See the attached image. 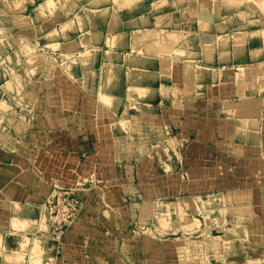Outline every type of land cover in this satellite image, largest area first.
<instances>
[{"label": "crops", "instance_id": "obj_1", "mask_svg": "<svg viewBox=\"0 0 264 264\" xmlns=\"http://www.w3.org/2000/svg\"><path fill=\"white\" fill-rule=\"evenodd\" d=\"M116 1L119 7L115 0H0V32L11 31L31 46L41 43L61 63L75 60L76 77L90 78L85 72L96 71L97 64L100 72L106 63L117 68L107 90L113 107L104 106L111 113L109 127L120 121L115 126L137 130L119 131L125 150L118 153L121 172L128 179L135 170L136 184L123 186L119 200H95L94 189L81 190L83 209L59 252L66 258L55 264H264L243 262L239 242L255 243L258 235L255 244L264 246V9L252 0L231 6L222 0ZM241 8L245 19L235 14ZM137 31L176 32L179 38L168 53L154 52L150 43L157 37L133 44ZM237 32L243 37L239 44ZM206 46H212L208 55ZM85 52L93 56L88 65L83 62L90 59L80 56ZM133 83L144 93L129 99ZM75 142L61 160L77 179L78 162L68 163L79 161ZM16 159L0 149V244L8 252L26 242L18 252L22 264H30L35 227L15 229L13 208L18 205L20 222L36 224L52 188L45 181L37 192L25 171L21 180ZM179 196L188 197L182 207L189 204L194 214L196 202L216 198L204 209L211 211L208 224L235 242L229 254L214 252L203 217L194 228L199 230L189 233L127 231L145 206ZM181 201L167 204L169 215L178 216L172 206ZM46 250L52 259L59 255ZM0 264H6L2 255Z\"/></svg>", "mask_w": 264, "mask_h": 264}, {"label": "rangeland", "instance_id": "obj_2", "mask_svg": "<svg viewBox=\"0 0 264 264\" xmlns=\"http://www.w3.org/2000/svg\"><path fill=\"white\" fill-rule=\"evenodd\" d=\"M133 1L137 0H131V2ZM230 1L224 0L223 2L230 6L244 2V0H234L235 2L232 0L233 3L231 2V4ZM252 1L257 7L264 9V0ZM124 2H130V0ZM115 3L117 6L119 5L116 0ZM149 4L150 1H147L145 6H149ZM242 11V8L238 9L235 14L239 13L240 17L245 19L246 17ZM3 22L9 27L10 23L8 21L3 20ZM21 22L22 20L18 23ZM238 32L234 36L237 44L241 43L243 39L242 34ZM178 35L179 33L166 31L160 33L137 31L133 33L132 40L133 44H136L137 41L157 37V42L150 43V49L154 52L168 53L169 47L178 40ZM108 43L112 45L113 42L109 40ZM220 43H225V39L221 40ZM33 44L31 46L29 43H24L23 37L21 38L11 31L0 32V149L6 153L12 152L17 157V165L22 169L21 175L24 174L23 171L27 173L26 177L34 185H37V192L41 191L40 188L46 181L52 188L49 196L55 188H63L64 190L72 189L78 196L83 193H81V190L94 189L95 192L90 191L91 193H89L93 196V199L99 201L123 198V186L128 184L131 188L133 184H136V177L133 173L135 170H130L131 174L128 175V179L125 177L124 171L121 172L118 153H120V148L125 150V146L121 147L119 131L127 127H129L128 131H132L133 127L130 124L129 126H125V124L119 125L120 127L115 126L120 121H116L114 126L109 127L111 113L104 109L105 105L103 103L107 100V90L111 82L117 76V68L113 65V67L110 66L111 63H106L102 66L100 72V65L97 64L96 71L89 69L90 71L85 72L90 74V78L87 75L79 78L73 75L71 70L76 63L75 60L66 61L63 59L64 61L61 63L55 56H50L41 47V43L34 42ZM204 51L210 54L212 46H206ZM176 52L179 53L178 50ZM86 53L83 54L86 55ZM88 53L92 60V53ZM91 60L83 62L84 65H88ZM109 76L111 77L110 80H108ZM102 86H104L103 89H101ZM132 87L131 84L128 97L132 94L133 96L130 99H133L136 94L134 90L131 93ZM103 90L106 93L105 96L100 93ZM140 91H137V94L142 93ZM106 105L110 107L113 106V103H106ZM133 105L137 106L135 103ZM135 130L134 128L133 131ZM110 138H114V140L111 139L113 141L111 146ZM74 141H76V145L78 142L81 147L80 153L77 154L79 161L70 158L68 163L75 165L78 162L80 172L77 179L72 176L71 171L65 166L66 161L61 160L63 155L72 152L68 148L71 147V142ZM133 146H136L135 143L130 144L128 149H134ZM114 151L116 153L115 158ZM134 163L133 161L132 164ZM24 177L25 175H22L21 180ZM49 180L51 181L48 182ZM187 198L185 196L173 197L172 199L162 198L155 201L154 204L145 206L141 213L137 214L141 218H136L133 223L128 224L127 231H136L145 235L159 233L168 236L167 233H175L178 228H181L183 233H189L190 231L199 230V228L196 230L194 228L195 226L200 227L198 220L203 217L207 221V223L204 222L207 231L211 233L209 237L213 242L214 252L222 251L223 254L225 252L229 254L235 242L230 239L227 232L224 234L218 233L219 230L214 225L208 224V219H211V211L205 213L207 209L196 207L194 214L193 209L189 206H186L187 208L182 207V201L187 200ZM177 200H182L181 203L177 204V206L179 205V211L177 210L175 214L178 216L169 215L167 204L176 203ZM18 222H20L19 219L12 224L15 229L29 227V225L35 227L31 236L34 239L32 244L35 250L32 248L34 254H31V256L34 255L32 256L34 259L30 258V264H55L57 261L61 263L66 258L61 253L52 259L51 257L54 254L46 250V248L51 249L52 247L51 242L39 236L43 234L42 231H47L44 216L36 224L32 221L26 222L30 224H23L22 221L17 224ZM219 235L223 237H218ZM258 238V235H256L255 243H257ZM84 241L86 244L87 241ZM239 242L241 250L244 251L240 254L243 262L264 259V246L258 247L251 239L248 241L242 239ZM202 246V244L198 245L201 249ZM248 247H250L249 250ZM1 249L0 244V255H2L4 263H23L21 259L18 261L8 260L10 257H7L6 252ZM36 254H39V256ZM35 256L38 257V260ZM81 258L87 260L88 257L83 256Z\"/></svg>", "mask_w": 264, "mask_h": 264}, {"label": "built area", "instance_id": "obj_3", "mask_svg": "<svg viewBox=\"0 0 264 264\" xmlns=\"http://www.w3.org/2000/svg\"><path fill=\"white\" fill-rule=\"evenodd\" d=\"M82 209L81 198L72 189L63 188H55L39 205V219L44 216L47 225V231H43L41 237L51 242L55 254H59L66 231L77 221Z\"/></svg>", "mask_w": 264, "mask_h": 264}, {"label": "bare ground", "instance_id": "obj_4", "mask_svg": "<svg viewBox=\"0 0 264 264\" xmlns=\"http://www.w3.org/2000/svg\"><path fill=\"white\" fill-rule=\"evenodd\" d=\"M223 1H224V0H223ZM225 1H226V0H225ZM229 1H230V0H229ZM229 1L227 0V2H229ZM233 1H234V0H233ZM233 1L231 0L230 3H231V2L233 3ZM234 2H235V1H234ZM232 3H231V4H232ZM161 37H162V36H161ZM239 38H241V37H239ZM162 39L164 40V38H162ZM165 39L168 40V38H166V37H165ZM167 40H166V41H167ZM169 41L171 42V40H169ZM109 44H111V43H109ZM209 49H210V48H209ZM209 49H208V51H209ZM206 50H207V48L205 49V51H206ZM205 53H206V52H205ZM209 53H210V52H209ZM206 54H208V53H206ZM81 58H82L83 60H88V59L91 60V58H90L88 52L86 53V55H85V54L81 55ZM110 66H112V64H110ZM110 66H108V67L110 68ZM112 67H113V66H112ZM112 67H111V68H112ZM112 69H113V68H112ZM107 70L109 71V69H107ZM256 72H257V71H256ZM110 78H111V77L109 76V77H108V80H110ZM263 78H264V76H263ZM238 83H239V82H238ZM108 84H109V83H108ZM108 84H107V85H108ZM242 84H243V83H242ZM104 85H105V84H104ZM132 85H133V87H135V88L132 87V91H131V93H133V90H134V93L136 92V94H137V91H139L140 89H138V87H136L134 83H133ZM130 86H131V85H130ZM106 87H107V86H106ZM259 87H260V86H259ZM102 88H104V86H103ZM102 88H101V89H102ZM107 88H108V87H107ZM129 88H130V87H129ZM105 89H106V88H105ZM140 92H141V91H140ZM100 93L103 94V96L106 95V93H105L104 90H103V92L101 91ZM104 93H105V94H104ZM129 93H130V92H129ZM138 93H139V92H138ZM142 93H143V92H142ZM165 93H166L165 90H162V94L164 95ZM242 94H243V93H242ZM128 95H129V94H128ZM240 95H241V93H240ZM108 96H109V95L107 94V96H106L107 100H106L105 102H103L105 106H107L106 103H107V104H108V103H109V104H112V103H113V98H109L110 96H109V97H108ZM132 96H133V94H132ZM132 96H129V99H130V97H132ZM103 100H104V99H103ZM3 103H4V102H3ZM1 106H2V105H1ZM107 107H109V105H108ZM110 107H113V106H110ZM0 112H1V111H0ZM0 114H1V113H0ZM244 196H245V195H244ZM215 199H216L215 197H211L210 200H209L208 202H207V201L205 202V201H202V200H201L200 203L196 202L194 206H195V208L197 207V208L200 209L201 207L203 208L205 205H207V204H209V203H210L209 205H211ZM193 204H194V203H193ZM178 206H179V205H178ZM178 206H177V205H176V206H172V207H175V212H177V210L179 211ZM185 206H186V205H185ZM19 207H20V206H19ZM187 207H188V205H187ZM179 208H180V207H179ZM184 208H185V207H184ZM13 209H14V217H15V219H16V218L19 219L18 214H19L20 210H19V208H18V205H14V208H13ZM199 209H198V210H199ZM12 212H13V211H12ZM184 214H185V213H184ZM192 222H193V221H192ZM0 238H1V237H0ZM26 244H27L26 242H23V241L20 242L19 248H20L21 252H22V249H23V250L25 249ZM19 248L16 249V250H13V251L10 250V251L6 252L5 255H6L7 257H10L11 259H14L15 261H18V260L21 259V256L19 257V255H20L19 252H20V251L18 252ZM30 248H31V250H32L33 247H30ZM33 249H34V248H33ZM25 250H26V249H25ZM34 250H35V249H34ZM37 251H38V250H37ZM37 251H36V252H37ZM29 252H30V251H29ZM31 252H32V251H31ZM8 253H9V255H8ZM23 253H26V252H23ZM23 253H22V254H23ZM38 253H39V252H38ZM32 254H34V251H33ZM36 255H37V254H36ZM41 255H42V254H41ZM23 256H24V255H23ZM30 256H31V255H30ZM32 256H34V255H32ZM32 256H31V257H32ZM37 256H39V254H38ZM7 257L5 258V260L7 259ZM31 257H30V258H31ZM35 257H36V256H35ZM37 258H38V257H36V259H37ZM11 259L8 258V260H10V261H11ZM22 259H23V258H22ZM32 259H34V257H33ZM37 260H38V259H37ZM31 262H33V261H31ZM35 262H36V261H35ZM6 263H7V262H6ZM39 264H40V263H39Z\"/></svg>", "mask_w": 264, "mask_h": 264}]
</instances>
